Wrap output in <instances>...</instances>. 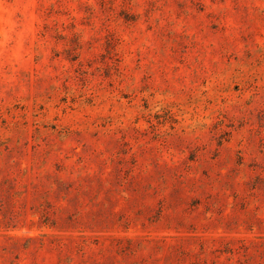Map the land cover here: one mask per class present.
<instances>
[{
    "label": "rangeland",
    "instance_id": "obj_1",
    "mask_svg": "<svg viewBox=\"0 0 264 264\" xmlns=\"http://www.w3.org/2000/svg\"><path fill=\"white\" fill-rule=\"evenodd\" d=\"M0 264H264V0H0Z\"/></svg>",
    "mask_w": 264,
    "mask_h": 264
}]
</instances>
